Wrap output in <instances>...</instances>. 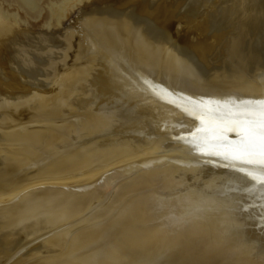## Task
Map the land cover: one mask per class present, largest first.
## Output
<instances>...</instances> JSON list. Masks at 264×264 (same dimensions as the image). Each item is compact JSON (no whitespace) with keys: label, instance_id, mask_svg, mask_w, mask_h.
<instances>
[{"label":"bare ground","instance_id":"1","mask_svg":"<svg viewBox=\"0 0 264 264\" xmlns=\"http://www.w3.org/2000/svg\"><path fill=\"white\" fill-rule=\"evenodd\" d=\"M41 1L0 0V62L10 49L24 83L42 62L2 28ZM72 1L47 0L58 24ZM112 1L84 4L100 13L75 20L78 63L56 88H0V264H264V222L242 210L264 191L248 166L204 154L232 151L229 122L264 113V0L209 14L231 29L212 69L166 4L151 18L147 0Z\"/></svg>","mask_w":264,"mask_h":264},{"label":"rangeland","instance_id":"2","mask_svg":"<svg viewBox=\"0 0 264 264\" xmlns=\"http://www.w3.org/2000/svg\"><path fill=\"white\" fill-rule=\"evenodd\" d=\"M92 1L93 0H80V1L79 0H73L70 3V5H68V7H67L68 9H66L67 12L65 11V16L64 17H66V18L65 19H63L64 17L62 18L63 21H61V25L58 24L60 22H57V20H55V19L53 20L51 14H49V9H47L48 8L47 7V0H42L41 1L42 6H43L42 7L43 11H41L42 13L40 12V15L34 14V16H33V14L25 13V11L23 10L24 11L23 12L22 9H21L19 11L20 20H17V21H14L12 19L6 20L5 24H4L5 28H2V29H4V31H3V34L1 36L6 39L9 36L11 37V35H13L17 31H22L24 34H27V36L21 37L22 40L20 42L23 44V46L25 45L24 47H27L26 50L28 51V53H31L32 56L33 55L35 56L33 58H35V60L37 62H39V61L42 62L41 65H42L44 71L37 72L36 74H34L35 76H32L31 82L27 80V81H25L26 83H24L23 81H22L23 82L22 83L20 81L15 80L12 75L14 73V70H16V69H13V68L16 67L15 64L17 63V58L12 54L11 50L7 48V51H6L7 52L6 53L7 58L5 59L7 61L4 60V61L0 62V88H6L7 90H10V91H14L15 89H18V88H20V89L21 88L22 89L36 88V87L39 88L41 86H42L41 88H44V89L46 88L48 90H50L51 88H56L57 84L59 83L58 81H56V79L59 80L60 74H62L65 70H67V68L69 69L70 67H73V66L77 65L76 63H78L77 59L76 60L75 59L71 60V58H76V57H74L75 56V54H74L75 50H74V46H73L74 45V37L71 35V33L74 30L75 20L77 19L78 16L86 15V14H88L91 11L92 12L90 14H93V15H97L95 13H98V14L100 13V12H97L95 10H91L90 8H87L86 6L85 7L87 9L86 10L87 12H85L86 14L83 13L84 12L83 8H85L84 4L85 5L87 3L90 4ZM121 1H122V3L120 4ZM121 1L117 0V2H116V0H114L111 3H113L114 6H119V8H126L127 6L133 4L134 2L136 4L138 1H141V0H138V1L137 0H135V1L134 0H129V1L128 0L127 1L126 0H121ZM142 1H144V0H142ZM192 1L191 0H184V2H183V0H180V1L179 0H176V1L175 0L174 1L173 0H158V2H157V0H147L146 3L148 2V4H145V8L149 10V13H148V10H147V13H148L147 15H149L152 18L158 11L157 8H156V7H159L158 3H160L163 8L165 7V5H163V4H166V8L168 9V13L170 15L171 23L173 22L176 26L180 25V24H183L185 29H189V30L191 29V30H193V32H195L194 33V38H191L190 41H186V43L183 42L182 45L187 47L188 49L194 51V52H198V51L200 52L202 50L209 51L208 52V60H207V62L203 61L204 62L203 64L205 66L206 64L210 63L209 65H206L205 67H208V68L212 69L213 66L216 64L215 61L217 59L218 54L220 55L225 49L226 41L228 39V34L230 33L229 31L231 30V29L226 27V25L224 24V22L222 20L217 19V21H215L213 19L210 20L211 18H209V14L211 12L216 13L218 11L217 8H219V6H221L223 4L222 3L223 0H206L205 2H203V1L202 2H196L194 0H192ZM131 2H133V3H131ZM153 2L157 3L158 5H156L155 3H154L155 5H154ZM207 2H208V5H206ZM210 2H211V4H210ZM175 3H176L177 7L175 6ZM178 3L181 4V5H178ZM195 3H197V4H195ZM146 5H148V6H146ZM169 5H170V7H169ZM207 6H208V8H207ZM69 8H70L71 11L69 10ZM155 8H156V10H155ZM196 8H197V10H196ZM73 11H75V12H73ZM151 11H152V13H151ZM175 11L177 13H175ZM194 11H195L196 14L194 13ZM175 14H177L178 17ZM193 14H195V15H193ZM45 17H46V19H45ZM172 17H174V18H172ZM178 18L181 21L178 20ZM190 18L193 19V20H191ZM22 19H23V21L25 22L26 25L24 23H20L19 24V22H22ZM10 20L13 23L12 22L9 23ZM201 20H203V21L201 22ZM53 21H54V23H57V24H54ZM177 21H179V22H177ZM6 22H7V24H6ZM51 23H53V24H51ZM201 23L205 24V26L202 25ZM49 24H50V26H49ZM185 24H187V25L185 26ZM46 25L49 28H46L47 27ZM200 25H202V26H200ZM196 26H198V27H196ZM212 28H213V30L215 29V31H212ZM37 29H38V31H37ZM227 30H228V33H227ZM205 32L207 34H205ZM219 32H221L220 35H219ZM201 33H203V35ZM28 37H29V39H28ZM68 37L71 40H69ZM200 37H201L202 40L200 39ZM196 38H197V40H196ZM191 43L193 45H191ZM222 44H223V46H222ZM62 45H64V46H62ZM69 46H70V48H69ZM39 48H41V49L39 50ZM66 50H68V51H66ZM10 52H11L12 55L10 54ZM65 53H66V55H65ZM70 53H71V55L73 54L72 57H71ZM9 54L11 55V57H10ZM32 56H31V58H32ZM67 56L70 57V59ZM8 58H9V60H8ZM11 61H13V63H11ZM51 61L54 62V63H52V66L50 65ZM8 64H11V65H8ZM7 65L10 66V67H8ZM55 65H56V67H55ZM60 66H62V67H60ZM60 70H61L62 73L60 72ZM57 71H59L60 74ZM209 71L211 72V70H209ZM255 73H257V71H251L250 74H248V76L251 79H256L258 77L255 76ZM57 74H58V76H57ZM207 74H208V72L204 75V76H206L205 79H208L210 77V75H211V77L209 78V80H211V78L214 77V76H212L211 73H209L210 75L209 74L207 75ZM50 76H52V78ZM46 77H47V80H44V79H46ZM53 78H54V80H53ZM214 78H216V77H214ZM4 81H6V82H4ZM54 81H55V84H54ZM3 84H4V87H3ZM27 84H30V85H27ZM33 85H34V87H32Z\"/></svg>","mask_w":264,"mask_h":264},{"label":"snow or ice","instance_id":"3","mask_svg":"<svg viewBox=\"0 0 264 264\" xmlns=\"http://www.w3.org/2000/svg\"><path fill=\"white\" fill-rule=\"evenodd\" d=\"M229 131L240 136L239 142L234 144L232 151L204 154L221 156L225 160H231L234 164L248 166L247 170L241 167L239 171L245 172L246 176L264 191V113H261L255 119L230 121ZM253 173H256V175H253ZM245 188L240 189V191L245 192ZM242 210H255L260 217V221L264 222V196L257 204H252L249 209H243L242 207Z\"/></svg>","mask_w":264,"mask_h":264}]
</instances>
